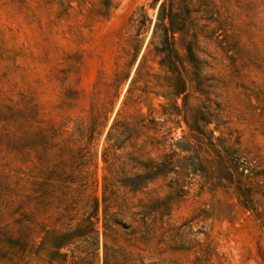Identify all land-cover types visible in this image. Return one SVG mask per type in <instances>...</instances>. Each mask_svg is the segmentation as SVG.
I'll return each mask as SVG.
<instances>
[{"label":"rangeland","instance_id":"rangeland-1","mask_svg":"<svg viewBox=\"0 0 264 264\" xmlns=\"http://www.w3.org/2000/svg\"><path fill=\"white\" fill-rule=\"evenodd\" d=\"M63 1L0 0V90L56 125L87 114L144 36L95 145L114 215L104 237L101 211L99 264H264V0ZM63 79L80 92L70 109Z\"/></svg>","mask_w":264,"mask_h":264},{"label":"trees","instance_id":"trees-1","mask_svg":"<svg viewBox=\"0 0 264 264\" xmlns=\"http://www.w3.org/2000/svg\"><path fill=\"white\" fill-rule=\"evenodd\" d=\"M101 3L111 6V0ZM139 10L130 16V27L148 21L134 18ZM138 35L126 40L129 46L120 49L110 77L98 78L87 114L76 118L71 130L69 116L56 125L39 114L28 93L14 99L0 90V264H99L101 211L104 237L114 215L105 196L97 194L95 145L141 50L144 36ZM67 59L61 70L65 80L80 57ZM62 93L61 106L68 109L80 98L69 84ZM159 205L171 206L165 199Z\"/></svg>","mask_w":264,"mask_h":264}]
</instances>
